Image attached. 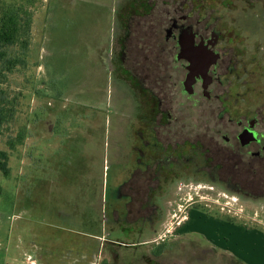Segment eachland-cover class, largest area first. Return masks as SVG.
I'll use <instances>...</instances> for the list:
<instances>
[{
  "label": "rangeland",
  "instance_id": "obj_1",
  "mask_svg": "<svg viewBox=\"0 0 264 264\" xmlns=\"http://www.w3.org/2000/svg\"><path fill=\"white\" fill-rule=\"evenodd\" d=\"M0 1L14 10H19L20 19H24L22 11L26 10L31 20L29 44L26 49L22 44L26 37L22 36L15 46L0 48V51H6L7 58L13 57L20 61L13 72L7 74L6 82L0 85V89L6 91L9 98L16 99L14 119L0 135V150L9 155L10 170L7 177L0 174V264H26L27 256L36 260L37 264H80V259L92 250L111 247L119 249L124 255L133 254L132 249L111 244L116 240L131 243L137 238L135 233L131 234L136 230V219L133 215L132 218H125L123 203L119 204L117 199L118 192L114 189L116 176H112L113 170L103 177V189L99 186V175L87 177L88 183H85L86 177L80 172L78 164L79 139L72 138L104 136L113 139L121 129L123 132L128 130L123 127V123L129 120V117H125L118 109H124L126 106L128 108L132 104L129 94L126 93L124 100L121 99L114 79L104 81L89 72L80 75L84 78L82 80L64 79L63 65L59 67L58 63L55 70L56 79L52 81L55 85L47 81L42 58L48 44L51 43L57 51L62 44L71 43V38H65L61 32L53 31L52 40L50 35L47 40L49 33L42 23L43 12L47 8L46 0ZM183 1L179 6L180 0H137L132 2V6L137 11L146 10L142 13L152 12L147 16L151 17L152 25L164 22V10L176 7H182L183 13H189V17H198L201 22L215 25L219 39L231 51L232 61L236 65L233 72L227 75L226 84L230 90L227 102L239 113L240 104L244 99L242 62L246 56L250 62L252 87L248 99L255 103L256 96L262 89L260 94L264 99V0ZM120 3V9L131 7L130 1L121 0ZM252 33L263 40L262 44H259L260 53L256 52L255 46L250 47ZM258 60L261 63L260 72L257 70ZM259 76L261 81L257 83ZM78 84L83 85V94L71 95L68 87ZM80 108L84 111H80ZM80 119H83L82 123ZM122 119L123 123L120 125L119 121ZM86 120H92V124ZM54 121L59 127L52 134H67V138L71 137L66 145L67 150L55 155L47 147L48 139L55 136L48 137L51 123ZM102 124H105V134L102 129H98ZM28 136L39 137V140L36 138L27 142L26 146H34V152L27 155L29 160L23 164L20 161L22 152H19V148ZM12 141L13 148L10 146ZM201 163L204 164L203 161ZM21 169L23 171H20ZM49 170L50 173H47ZM226 178L202 173L195 176L185 174L161 177V184L175 186L168 197L166 193H162V203L167 200V206L172 208L179 204L177 206L180 212L186 211L182 212V219L188 217L187 210L192 208L206 218L211 217L243 230L253 229L263 235L264 196L255 198V195L260 193L240 192L226 181ZM189 203L192 204L185 208ZM114 211L119 212V220L115 219ZM179 220L170 218L166 223H162L158 236H168L171 231H175L174 235L177 234L180 226L175 222ZM219 226L224 227L216 223L215 227ZM254 242L263 254L264 264V240L259 236ZM172 246L170 244V247ZM174 246L177 249V246ZM159 248L161 253L164 247ZM168 255L164 262L179 261L177 257H172L173 253L170 251ZM160 259L161 257L156 258V261Z\"/></svg>",
  "mask_w": 264,
  "mask_h": 264
},
{
  "label": "flooded vegetation",
  "instance_id": "obj_2",
  "mask_svg": "<svg viewBox=\"0 0 264 264\" xmlns=\"http://www.w3.org/2000/svg\"><path fill=\"white\" fill-rule=\"evenodd\" d=\"M180 2L179 6L184 3ZM183 11L182 7L164 10V22L152 27L148 58L131 62L132 79L142 89L135 99H144L145 103L143 148L138 149L135 159L132 173L135 183L122 193L119 202L123 203L126 219L140 213L143 203L144 210L160 225L171 218L180 219L175 222L180 227L189 220V215L182 219V212L186 211L180 212L179 204L172 208L166 200L160 208L156 205L157 182L161 177L200 173L226 176L225 180L240 192L260 193L255 198L264 196V99L260 94L263 89L255 103L250 102L251 73L246 56L242 62L244 99L239 113L235 112L227 102L230 94L227 75L236 68L231 51L219 39L215 25L189 17ZM251 36L250 47L255 46L260 53L259 44L263 40L253 33ZM260 81L259 76L256 82ZM165 188L168 197L175 186L166 184ZM187 211L190 214L196 210ZM118 213L114 211L117 220ZM174 232L162 236L157 247L168 249L172 244L169 251L179 261L164 262L169 256L164 251L154 263L141 255L136 262L129 258L124 264H247L242 257L218 248L199 234L174 235ZM175 238L178 240L173 242ZM174 245L179 248L176 250ZM113 250L91 252L80 259V264H91L93 259L97 264H120L119 254Z\"/></svg>",
  "mask_w": 264,
  "mask_h": 264
},
{
  "label": "crops",
  "instance_id": "obj_3",
  "mask_svg": "<svg viewBox=\"0 0 264 264\" xmlns=\"http://www.w3.org/2000/svg\"><path fill=\"white\" fill-rule=\"evenodd\" d=\"M46 1L47 8L43 12L42 23L47 33H49L47 40L49 35L52 40L53 31L61 32L60 34H63L65 38H71L72 40L69 44H62L57 51H55L51 43L48 44V48L42 58V63L45 64L43 70L47 74V81L52 83L56 79L55 70L58 63L59 67L61 64L63 65L64 79L82 80L84 78L80 75L87 72L93 74L95 78L104 79V81L114 79L117 82L121 99L124 100V96L127 93L132 101L128 108L126 106L124 109H118L123 112L125 117L127 115L129 117V120L124 123L123 119L119 121L120 125L123 123V127L128 128L125 132L121 129L113 139L105 138L104 136L72 137L73 139H79L80 159L78 164L80 172L86 177L85 183H88L87 177L96 174L101 177L99 186L103 189V177L108 175L110 170H113L112 176H116L114 189L119 193L117 199L120 202L123 197L121 196L122 193L135 183L133 180L135 176L132 175L135 168V159L138 155V149L143 148L142 132L145 120V103L144 99H135L142 89L133 81L130 69H132V61H145L149 56L151 47L150 34L153 25L151 17L148 18L147 16H150L152 12L150 14L142 13L146 10H139L141 12L139 13L132 6L137 0H127L130 1L131 7L128 6V8L122 9H120L121 0ZM132 11L133 13H131ZM87 67L90 68L87 69ZM68 88L71 91V95L83 94L82 90L84 87L82 84ZM66 92L69 93L68 90ZM53 94L56 95V93ZM60 96L62 97V95ZM80 111H84V109L81 110L80 108ZM79 121L82 123L83 119ZM86 121L92 124V120ZM102 125L98 126V129H102V133L105 134L103 129L105 124ZM57 127H59V124L56 126L55 121L51 123L48 137L55 135L52 133L58 129ZM66 135H55L48 139L47 147L49 151H52L53 155L67 150L66 145L70 142L68 140H71V137L67 138ZM36 138L28 136L25 141L23 140V144L19 148V152H22L20 153L21 163L25 164L28 162L27 155L34 152V146H26L27 142H30L29 140L32 142ZM36 140L38 141L39 137ZM20 171H23V169ZM47 173H50V170ZM32 181L34 180L32 179ZM157 185L159 195L165 193L166 188L164 184H161V178ZM161 195L156 198L157 207L162 205ZM144 206L142 203L140 213L133 214V218L136 219V230L131 234L135 233L137 238H133L134 240L131 243H123L118 240L111 243L112 246L115 245L116 247V245H119V247L134 251L131 255H124L119 252V249L118 251L117 248L111 247V249L115 250H113L114 252L119 254L120 264H124L126 259L129 258L132 262H136L141 255L150 258L151 261L155 259L156 262V258H159L162 255L161 253H164V251L167 253L172 250L169 245L168 249L164 247L160 253V248L157 247V244L161 240L157 233L161 225L157 220L153 219L151 213L144 210ZM216 223L224 225V227L219 226L217 228L215 227ZM186 232L203 236L206 241L214 243L218 248L242 257L247 264H262L263 254L254 240L256 241L259 236L264 240V234L261 235L253 229L243 230L241 227L221 223L219 220L211 219V217L206 218L199 212L192 211L189 214V220L178 229L177 234L184 235ZM176 240L178 239L175 238L173 242ZM147 247L148 249H146ZM99 250H92L91 252L98 253ZM153 255H155L154 258L152 257ZM91 264H97V261L93 259Z\"/></svg>",
  "mask_w": 264,
  "mask_h": 264
},
{
  "label": "trees",
  "instance_id": "obj_4",
  "mask_svg": "<svg viewBox=\"0 0 264 264\" xmlns=\"http://www.w3.org/2000/svg\"><path fill=\"white\" fill-rule=\"evenodd\" d=\"M21 9V8H20ZM24 19H20L18 15L19 10L6 6L3 1H0V48L13 47L20 41L21 36L26 37L23 40V47L26 49L28 47V36L30 34V16L25 11ZM0 85L7 80V74L13 72L15 67L20 62L19 60L8 57L5 50L0 51ZM7 92L0 89V135L7 129L8 125L13 121L15 115L16 99L9 98L6 94ZM21 141V140H20ZM19 141V142H20ZM14 141L10 143L11 148H13ZM9 155L7 152L0 150V174L3 177L9 175L8 167ZM0 186V195H1Z\"/></svg>",
  "mask_w": 264,
  "mask_h": 264
},
{
  "label": "built area",
  "instance_id": "obj_5",
  "mask_svg": "<svg viewBox=\"0 0 264 264\" xmlns=\"http://www.w3.org/2000/svg\"><path fill=\"white\" fill-rule=\"evenodd\" d=\"M159 239H161L160 236H159ZM25 263L26 264H37L36 260L32 259L30 256H27Z\"/></svg>",
  "mask_w": 264,
  "mask_h": 264
}]
</instances>
